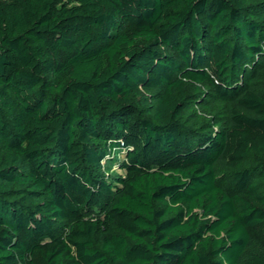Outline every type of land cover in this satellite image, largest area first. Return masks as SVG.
Listing matches in <instances>:
<instances>
[{
    "label": "trees",
    "instance_id": "trees-1",
    "mask_svg": "<svg viewBox=\"0 0 264 264\" xmlns=\"http://www.w3.org/2000/svg\"><path fill=\"white\" fill-rule=\"evenodd\" d=\"M258 235L264 0H0V264H264Z\"/></svg>",
    "mask_w": 264,
    "mask_h": 264
},
{
    "label": "rangeland",
    "instance_id": "rangeland-1",
    "mask_svg": "<svg viewBox=\"0 0 264 264\" xmlns=\"http://www.w3.org/2000/svg\"><path fill=\"white\" fill-rule=\"evenodd\" d=\"M206 119L208 120V118H205V120ZM105 167L111 170L110 174H114V175L125 174V172L119 168V164L117 162H113V161L106 162ZM251 249L264 250V237H261L259 235L254 236L251 242Z\"/></svg>",
    "mask_w": 264,
    "mask_h": 264
}]
</instances>
